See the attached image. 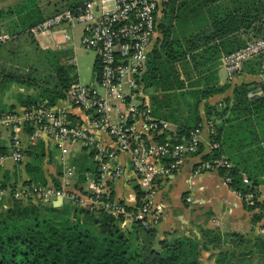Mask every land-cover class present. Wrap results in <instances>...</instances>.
Here are the masks:
<instances>
[{
	"label": "trees",
	"instance_id": "obj_1",
	"mask_svg": "<svg viewBox=\"0 0 264 264\" xmlns=\"http://www.w3.org/2000/svg\"><path fill=\"white\" fill-rule=\"evenodd\" d=\"M60 1L63 7L74 10L85 0ZM197 1H164V14L158 24L161 36L149 53L141 80L150 92L153 114L175 124L178 137L200 126L202 101L230 87L219 83L220 57L237 48H227L229 36L257 19L247 8H224L219 2L212 7L214 0ZM200 7H207L211 13L208 25L183 37L176 36L172 31L174 22ZM7 11L15 15L17 26L10 34L25 32L31 38L27 29L45 17L37 0H19ZM258 32L264 34V20ZM38 50L43 52V66L49 72L45 77L37 76L35 67L32 72L0 67V112L12 110L15 105H53L77 81L71 58L62 56L60 50ZM244 64L253 74L262 72L264 77V53L246 60L243 67ZM96 68L93 61V74ZM14 86L23 91L15 94L13 103L4 102L5 92ZM259 86L262 93L250 97L249 91ZM204 114L214 130L210 141L217 147L201 158L223 155L232 166L218 172L230 178L231 189L242 194L258 189L264 176V80L235 85L232 97L223 99L219 106L206 102ZM172 134L165 131L154 133V137L164 142ZM42 142L37 140L24 151L26 159L20 165L26 178L20 180L16 175L18 163H9L2 171L3 186L12 189L18 182L47 183ZM7 151L0 139V154ZM244 175L249 184L242 182ZM51 180L53 185H59L57 179ZM134 190L136 207H140L144 192L139 185ZM258 205L245 204L248 209ZM212 234L203 230L198 237L191 232L169 231L159 237L154 227H143L138 222L127 226L119 215L88 211L71 202L53 206L12 198L9 203L6 199L0 201V264H203L202 251L209 249L217 250L213 264H264V238L254 239L242 249L237 245L246 239L239 234L231 233L225 241L218 233ZM234 242L237 245L232 247Z\"/></svg>",
	"mask_w": 264,
	"mask_h": 264
},
{
	"label": "built area",
	"instance_id": "obj_2",
	"mask_svg": "<svg viewBox=\"0 0 264 264\" xmlns=\"http://www.w3.org/2000/svg\"><path fill=\"white\" fill-rule=\"evenodd\" d=\"M159 2L85 0L74 10L63 8L46 15L27 29L28 34L37 36L61 24H79L80 43L93 50L97 68L92 83L83 85L76 81L59 104L45 105L40 102L0 112V130L8 133V151L0 154V201L9 197L22 202L47 204L55 199L67 198L74 206L88 211L119 215L124 225L138 222L148 228L159 220L160 214L151 199L157 192L160 180L178 171L187 158L202 154L200 148L204 132L200 125L187 135L178 137L167 122L150 116L143 102L141 80L156 40ZM10 37L1 32L0 43ZM263 53L264 35L224 54L221 61L228 77L233 78L239 74L246 60ZM261 93L259 86L249 91L248 95L255 97ZM74 107L82 116L68 110ZM211 125H207L209 153L217 147L210 141V135L214 134ZM97 130L106 135L107 142L98 139L95 134ZM165 131H171L172 136H168L164 142L155 140L154 133ZM18 132L28 134V140H23V136L20 138ZM37 140L61 148L62 152L63 144H75L89 151L93 167L81 172L89 190L66 191L64 187L50 182L26 185L18 182L12 189L3 186L2 171L7 164L21 162L24 151ZM123 154L128 166L125 161H119V156ZM198 165L201 171H219L232 166L223 155L201 158ZM127 167L144 192L140 207H127L115 199L109 190V184ZM76 172L73 166L64 167L66 178L75 177ZM222 179L228 185L230 178ZM242 182L250 183L245 175ZM232 190L247 205L259 203L258 189L244 194Z\"/></svg>",
	"mask_w": 264,
	"mask_h": 264
},
{
	"label": "crops",
	"instance_id": "obj_3",
	"mask_svg": "<svg viewBox=\"0 0 264 264\" xmlns=\"http://www.w3.org/2000/svg\"><path fill=\"white\" fill-rule=\"evenodd\" d=\"M18 1L19 0H0V33L4 32L11 36L10 39L0 43V58L3 59L0 60V65L8 67L5 68L6 70L12 69L19 71V68L12 67L16 64H11L9 62L11 61L9 55L11 50L6 49L4 54L2 53L4 44H9L12 41H16L15 39L21 35H27L25 32L10 34L13 30L17 29V26L14 24L15 15L11 12H8L7 8L11 7ZM164 1L165 0H160L157 9L156 40L159 38V36H161L158 24L161 22L164 14ZM176 1L178 2L180 0ZM200 1L202 0H198L197 2ZM218 2L221 3L223 7L225 6L228 8H233V6H239L243 9L247 8V10L255 14L257 18L248 27L241 28L229 36L227 43L228 49L236 47L238 48L245 44L246 41L264 35L261 32H258L259 27L264 20V0H214L211 3L212 7H215ZM39 6L45 15V9L41 5ZM210 14L211 13L207 7H200L195 11L180 17L176 23L174 22L172 31L176 36L179 37L196 32L208 25L210 21ZM181 19H184L183 21H188V27H185L184 24H182L180 28L177 26ZM71 27L72 26L65 24L58 25L46 34L33 36V42L36 43L40 48H67L62 39L71 37ZM224 54L226 53H223L220 57L218 78L220 84L228 83L230 84V87L222 94H216L207 101H202L200 104L199 111L202 117V122L200 125L204 129L203 142L200 148L202 154L187 158L178 171H176L173 175L160 180L157 192L151 199L154 208L157 207L160 217L159 220H157L156 223L152 225V227L156 229L157 236L159 237H162L164 233L169 231H178L185 234L191 232L196 234L198 237H201L203 230H210L213 232L212 236L215 233H218L222 240L225 241L228 239L229 234L237 233L246 240L243 243L241 242L239 245L235 244L234 242L232 243V247L237 245V247L242 248L244 245L248 246L254 239L264 238V211L260 206L263 204L264 199V176L262 177V182L258 186V192L260 196L258 203L259 205L254 209H248L240 197L237 196V194L223 181L222 176L218 171H201L199 169V160L203 155L209 153L207 125L211 121L207 120L205 117L204 105L207 102L211 105L216 104L219 106L223 99L232 97L233 88L235 85L250 81H257L260 83L263 81V75L262 72L253 74V72L249 71L244 64V67L242 66L239 74L233 78H229L221 61V58ZM8 64H11V66ZM143 96V102L148 108L149 115L155 119L167 122L169 127L172 130H175V124L153 114L150 101V92L144 86ZM61 100L62 99L56 100L54 104L61 103ZM13 109H20V106L15 105ZM68 110L73 114L82 116L81 112L75 107L68 108ZM17 134L20 136V138H22L23 134L20 132ZM95 134L99 140L104 142L108 141L106 135L102 131L97 130L95 131ZM42 143L45 150V162L43 163L42 167L43 175L46 181L51 183V178L53 177L57 179L59 185L64 187L66 191H88L89 187L84 182L81 172L84 170H90L93 167L92 162H90V166H87L82 158V154L84 153L85 157H87L89 160L91 158L92 161V156L89 151H87L85 148H80L75 144H63L62 148L64 151L62 152L61 148H58L46 141H43ZM5 145L7 146V142ZM54 155H56L55 158ZM25 159H23L22 162H24ZM119 161H125V164L128 166L124 154L119 156ZM68 165L73 166L77 171L76 173L78 174L75 177L73 176L72 178H66L64 176V167H67ZM17 168L18 171H16V175L20 180H24L26 177L22 170V165H18ZM135 185H138V182L130 169L127 167L123 174H121L115 181L109 184V190L115 199L123 202L129 208H135ZM254 216L258 218L254 219ZM230 246L231 244L228 247ZM216 252V249L203 250L201 254V260H203L204 257L207 259L206 264H213Z\"/></svg>",
	"mask_w": 264,
	"mask_h": 264
},
{
	"label": "rangeland",
	"instance_id": "obj_4",
	"mask_svg": "<svg viewBox=\"0 0 264 264\" xmlns=\"http://www.w3.org/2000/svg\"><path fill=\"white\" fill-rule=\"evenodd\" d=\"M37 1L39 5H41L45 9V15L46 14L48 15L49 13H53L56 10L65 8L62 6V1L60 0H37ZM183 20L184 19H181L178 22L177 26L179 28L182 26V24H184L185 27H188V21L187 20L183 21ZM79 26H80L79 24L73 25L71 27V34H72L71 37L62 39V41L65 43V46L67 48H64V49L52 48V49L60 50L63 53L62 56L71 58V60L74 62V65H75L77 82L79 84L84 85V84H90L94 81V74L92 70V65L94 61V52L91 49L85 48L80 43ZM15 40L16 41H12L9 44H4V47L2 49L3 54L6 51V49L11 50V52L9 53L11 61L9 62L11 64H16V65H13L12 67L19 68V72L31 71L33 67H35L34 72L38 74L37 76L45 77L49 75L48 70L45 69V66H43V63H44L43 52L38 50L39 46L33 42V39L28 35H21ZM0 53H1V50H0ZM0 60H3V59L0 58ZM11 64H8V65L11 66ZM0 67L8 68V67H4V65H1ZM18 91H23V90L22 88H19V87L17 88V86H14L12 87V89L7 90L3 97L4 102L13 103L14 96ZM22 134H23V140H28V134H25V133H22ZM0 139H2L5 144L8 141V133L6 131L0 130ZM55 157L56 155H54V158ZM82 158L87 166L91 165L90 163L92 162L91 158L89 160L87 157H85L84 153L82 154ZM23 159H25V156L23 157ZM22 161L18 163L17 165L22 164ZM261 207L263 209V204L261 205ZM246 248H248L247 245L242 246V249H246ZM237 250H239V248ZM202 261H203V264L207 263V259L204 257Z\"/></svg>",
	"mask_w": 264,
	"mask_h": 264
},
{
	"label": "water",
	"instance_id": "obj_5",
	"mask_svg": "<svg viewBox=\"0 0 264 264\" xmlns=\"http://www.w3.org/2000/svg\"><path fill=\"white\" fill-rule=\"evenodd\" d=\"M6 202L7 203L10 202V198L9 197L6 198ZM62 203H69V200L67 198L55 199L54 201H52L51 204L53 206H60Z\"/></svg>",
	"mask_w": 264,
	"mask_h": 264
}]
</instances>
